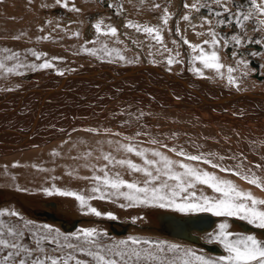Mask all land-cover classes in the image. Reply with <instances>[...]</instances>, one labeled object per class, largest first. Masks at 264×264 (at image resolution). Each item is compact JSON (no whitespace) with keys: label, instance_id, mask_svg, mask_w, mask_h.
<instances>
[{"label":"rangeland","instance_id":"1","mask_svg":"<svg viewBox=\"0 0 264 264\" xmlns=\"http://www.w3.org/2000/svg\"><path fill=\"white\" fill-rule=\"evenodd\" d=\"M3 1H6V0H2L1 3H4ZM8 1H11L13 3L12 0H8ZM20 1L16 0L14 2V6H17L16 4ZM23 1H28V0H22L21 2H23ZM36 1L37 0H30V5H29L30 8L29 9H31L32 11L29 10V13H30L29 15H30L32 20H29V21H31V22L33 21L32 26H33L34 30L36 29L35 31H37L39 29L42 31L44 30L42 35H44V34L45 35L44 36L41 35L42 36V37H40L41 41L40 40L34 41V38L32 37L33 38L32 41L27 42L28 47L30 46L31 43H33V44H31V46L29 47L30 49L28 47H26V49L28 48L27 49L28 51L26 50V52H25L26 53V55H24L25 59L22 58V59H18V60L14 61L13 64H16V65H13V67L15 69L14 73L13 72L9 73L6 70H4L5 75L1 73L2 77L0 76V84H1L0 90H8L12 87V85H16L18 83H20V85H24L25 83L28 84L24 79H22V77L24 75H28L27 72H30V74L33 72L34 73L38 72V73L44 74L43 76H46V77L48 76L51 79H53L54 81L58 82L59 78H62L64 76L69 75V73L72 71L78 70L79 69L78 67L81 68V67H85V66L86 67L91 66V67H96L98 69H102V68H106V69H111V68H113V69H116V68L124 69L125 68L126 69L127 68V69H129L131 67L130 69H132V68L139 67L142 65V67L143 66H149L151 68L154 67V68H156L155 70H158L161 73L169 74L171 76L172 75L177 76L181 71H186V74L189 77H192L197 81L205 82L208 85H211L212 87L214 86L216 89L220 88V87L221 88L225 87L227 89L229 88L230 90L233 89L232 91H236V93H237L238 92L236 90L237 87L229 85L227 82V78H226L229 75L227 72V67H229V65H230L229 63L232 64V60L234 58V60H236V62L242 60V61H245L247 63V67H244L243 64H239L240 65V66L238 65L239 68L233 67L236 70L235 72L239 73V74L234 73L235 75L233 74L232 76L235 78L237 84L239 85L238 88L241 89V87H242L240 92L241 93L245 92V93H243L245 96H249V95L254 96L255 94L257 96H261L264 94V24L261 23V21H264V15H260L256 11V9L251 7V0H229V2H228V7L231 10L230 14H235L238 11L241 13H245V14L249 13V12L252 13V16L250 17V19L248 21L243 22V25H244L243 28H238L235 26V24H231L228 26L217 25V23H216L217 18L215 16H212L209 13L208 8H211L212 11H221V12H223V9L218 8L212 2V0H182L183 1L182 4H181L180 0H110L111 2L109 0H61V3H64L67 5L66 7H61V5L56 2V0H51V1L50 0H41L42 5L38 9L34 8V6H33V5H35V7L37 6L36 3H38V2H36ZM188 2H189V4H188ZM1 3H0V5H1ZM193 3H198V4L199 3H206L208 5V7L202 8L199 12L184 7V4L191 5ZM107 4L112 5V7H108ZM157 5L159 7H157ZM180 6H181V11L179 14H177L178 13L177 9ZM72 8L79 9V11L70 10ZM165 9L169 13V15L172 14V15H170L171 18L168 20V22H170L169 29L171 30V33H170V31L168 32L169 29L167 30L168 23H167V25H165L161 19L164 15ZM170 10H173V11H170ZM18 12L20 15V11H18ZM123 13H125V14H123ZM184 15H188L190 17L191 21L190 20L189 21L183 20ZM228 15L229 14H223L219 19H225ZM192 16H195L196 18H197V16H199V19L196 22H193L191 19ZM174 17H176V18L174 19ZM117 18H119V19H117ZM180 18H182L181 20L183 22V24L181 25V28L186 33H188L190 35V39L188 38L187 40H189L190 43L193 42L192 44L202 45L203 48L205 49V51H207V52H211L213 50V48H211L210 45L202 44L203 41L211 39V37L208 35V32L210 30V25H209V23L205 22L206 20L211 21V30L217 32L218 35L221 37H228V47L227 48L222 46L224 41L221 40V46L215 49L219 55V62L226 66L220 70V73H217L215 70H212V69H204L203 66L201 64H199V62L192 60V57L194 55H198L199 52L197 51L196 53H193L192 50L188 47V45L182 43L183 40L180 39V36L178 37V36H176V34L174 32H172V30H174V25L179 24ZM0 19H1V17H0ZM103 19H107V23H105ZM173 20L175 22H173ZM199 20H200V22H199ZM98 21H103V24L101 25L102 30H104V26L108 25V24H109V26L115 27L117 29V36L116 37L111 36V40L108 39V42L106 44L107 53L104 50L105 44H103L104 41L102 40L104 35L97 36V34H95L96 33L95 29L92 27V25L97 23ZM120 22L123 25L118 24ZM128 23H132L134 25L141 26V30L137 31L135 27H133V28L125 27V25ZM173 23H174V25L172 27ZM180 24H181V22H180ZM192 25H195V27H192ZM144 26L159 28L161 30L160 34L162 36V43H157L155 41V39L153 38V36H150L147 33H144L143 32ZM89 28L94 29V34H93V36H91L92 38L88 37V35H87ZM75 33H79V36H76ZM191 35H192V37H191ZM233 35L241 37L242 42L240 45H236L233 41H231V36H233ZM127 36H129V37H127ZM34 37H36V36H34ZM44 37H47V39H44ZM169 37H170V39L173 40V42L176 43L178 48L182 47L181 49H179L180 52L177 50V47L175 48L174 45H173L174 47L172 46V44L170 43ZM167 39H169V40H167ZM125 40H126V42H125ZM257 40L260 41L259 44L255 42ZM37 41H39V42H37ZM89 41H94L95 43H90ZM122 41H124V42H122ZM41 42H43V43H41ZM111 42H112V44H111ZM120 42H121V44L122 43L124 44V45L122 44L123 45L122 48L120 46H118L120 44ZM37 43H38V47H37ZM125 44H126V46H125ZM252 44L258 45L259 47H261L260 48L261 50H254V49H252V47H247V46H250ZM39 45H41V46H39ZM102 46H103V48H102ZM36 48L39 49L40 51L37 50ZM76 49H80V50L76 51ZM84 49H88V50L96 49L97 52L95 55H90V54H88V52L84 51ZM172 49H174L173 53L171 52ZM131 50H132V52H131ZM123 51L126 52L127 54L123 53ZM33 52L41 54V59L37 60L32 55ZM191 52H192V54H191ZM133 53H135V54L133 55ZM177 53H179V55H180L179 57L176 56ZM232 53H233V55H232V60H231L230 54H232ZM125 54H126V57H124ZM129 54H131V56ZM188 54H189V58H188ZM253 54H255V55H253ZM118 56L123 57L124 59H120ZM170 57L174 58V62L171 66H169L167 63V60ZM175 59H178L180 61V63H176ZM45 60L51 62L53 64V68L40 70V69H33L30 67V65H33V64L39 65L40 63H43ZM190 61H191V63H190ZM229 61H231V62H229ZM184 62H185V64H184ZM17 63H19V64H17ZM251 63L254 64V66ZM17 65H21V66L23 65V68L21 69L23 72H21L20 69L18 71L17 67H15ZM24 66L26 67L25 69H24ZM249 68L254 69V74L249 71ZM193 69H200L201 72L204 73V74H202L203 78L200 75H197V73L194 72ZM238 69H240V70H238ZM58 70L62 71L65 75L64 74L63 75H57L56 72ZM192 71H193V74H192ZM6 72H7V74H6ZM147 73L150 74V72H147ZM154 76H155V81H156V79H159L160 82L158 83V82L152 81L153 87H152V85H149L150 83H146V81H145L144 84L145 85L148 84L147 86L149 87L148 88L146 86V88H145L143 83L138 81V87H140V88H138V98H142V99L146 98V100L148 101V102H146V104L143 105L142 102L138 101V104L136 103L138 105L137 106L136 104H134L132 102L129 103V101H125V102L121 101L120 102V100H118V99L117 100L119 102L116 103L117 100L115 101V98H112L114 101L111 100V103H113V102L115 103V104L113 103L114 105H112L115 109V112L112 115L113 118L115 120H117L118 115H120V114H121L120 116L124 115V118H122L123 120L117 122V126H119V127L121 126V127H124L126 129L130 130L131 126H129V125H133L134 123H136L137 117H138V124H139V122L141 121V116H142V113H140L139 107H141L142 110L144 109L143 112L147 111L148 119L151 120L152 122H153V120L158 121L159 119H161L160 117H163V119H166V117H165L166 115L165 116L164 115H154V114L149 113V111H151V110H161L162 113H166L167 111H164V110H168V109H164V108H167L169 106H171L169 108L177 107L180 109V107L175 106V105L173 107V105L171 104L173 101L171 102V100H170L171 94H167L168 86L164 85L165 82L163 83V85L161 83V80H164V79L159 78L158 75H156V74L153 75V77ZM221 76L223 78H221ZM132 78L134 79L135 77H132ZM35 80H33L31 82H35V83L38 82V79H35ZM139 80H141V79H139ZM90 81H91L90 78L86 80V82H88V83ZM21 83H24V84H21ZM83 83H85V82H83ZM255 83H257V84H255ZM240 85H241V87H240ZM246 85H248V86L246 87ZM44 86L48 87V85H44ZM141 86H143L144 88L142 89ZM154 86H156V87L154 88ZM169 87H171L170 89L173 91L175 86L169 85ZM172 87H173V89H172ZM151 88H153V89H151ZM176 88H178V87H176ZM63 90L65 92L66 88ZM69 90H66V91L76 92V95H78V96H81L83 91H85L83 88H80V87H74V88H72V90H70V91ZM112 91L119 92L120 89L112 88ZM255 91H258V92L252 93ZM85 92L87 93V91H85ZM240 92H239V95H240ZM152 93H154V94H152ZM149 94L154 97L156 102H155V100H152L151 98L148 97ZM158 94H159V96L156 97ZM176 94L177 93H175V95ZM140 95H141V97H140ZM164 95H166L168 98L166 96L164 97ZM176 96L179 97V95H176ZM161 97L163 100L161 99ZM173 97H175V96H173ZM29 99H31V98H29ZM165 99L169 100V101H165ZM31 100L27 99L24 102L27 103V101H28V104H31L30 103ZM53 100H51V102L47 100L48 103L46 102V104L44 105L45 108H47L48 106H50L49 108H51V105L53 106V104H51V103H54ZM178 100H181V99L178 98ZM65 101L66 100H64V102ZM94 102H96V101H94ZM92 103H90V104L88 103V105H91ZM119 103H120V105H119ZM139 103H140V105H139ZM147 103H151V105L155 108H149L150 105ZM165 103H167V104H165ZM187 103L190 104L189 107L190 106L191 107L199 106V105H197L199 103H197L196 101L195 102L190 101ZM47 104H48V106H47ZM116 104H117V106H116ZM160 104H162V105H160ZM133 105L134 106L136 105V107H133ZM165 105L167 107H165ZM62 108L64 109V106L57 109L58 112L56 111V112L52 113L53 115H56L55 116L56 118L53 117L51 114V116L53 118H55L58 122H63L62 116H66V114H67V113L61 111V110H63ZM93 109L96 110L94 112V114L96 113V115H98L100 113L99 117H97V118H104L106 115H108V113L105 114L106 111H104V113H103V110H105V109H102V108H97V109L93 108ZM100 109H101L102 113L100 112ZM116 113L118 115H116ZM101 115H103L104 117ZM45 116L46 115L41 116L42 118L41 117L39 118V120L41 119L42 123L44 124L43 126H45V123H47V124L50 123L51 122L50 120L53 121L51 116L49 118H47ZM156 116L159 118H156ZM27 117L28 116H25V117L23 116L24 119ZM23 118H21V119H23ZM126 118H127V120H126ZM153 118H155V119H153ZM21 119L19 118V121H22ZM93 120H96V118ZM41 121H39L37 123H40ZM44 121H47V122H44ZM127 121H128V123H127ZM107 122H110V120L105 119L104 123H107ZM40 125H41V123H40ZM100 125H103V124H100ZM114 125L116 126V124H114ZM78 129H75V127H72L71 132H67V135H65L64 137H59V138L54 139L53 136H47V139L45 141L43 138V137L46 138L45 132H43L44 134L41 137H39L36 134L37 138H35V139L37 141L42 142L39 145L37 144V145L30 146L31 148H28L29 147L28 146L26 149L21 150L22 152L21 151H17V152L13 151L11 153L9 152V153L4 154V155L0 154V190L12 191L14 193H18L19 195H23L26 197L32 196L34 198L36 197V198H40V199H47V200L48 199L49 200L56 199L58 201L59 200L60 201H67L68 205H66V206L68 208H71L72 212L74 213V216H72V218L78 217V216L79 217L80 216L86 217V214H84L86 212V209H81L78 205V202L75 199H73L71 197H67V196L57 195V194H55L54 190L75 192L78 194H82L86 197L90 196V195H92V193L90 192V189L93 186H95V183H96L94 180L91 179V177H93L94 175H97L95 173H99V172L95 171V173H93L90 171L89 176H88V174L87 175L83 174L80 176L76 173H73V175H72V173L66 172L67 170H66V168H64L65 167L64 164L67 162V160H65V158H64V155L61 153L59 154L60 151L57 152L58 156L59 155H61V156H60V158H57L58 157L57 154L54 155L55 159H56V161H55V159L53 158L54 156L51 155L49 157V155L53 152V149H51L50 147L47 146V144L49 145V143L53 142V140L56 142L59 140V142H61V143L64 142V145L68 144L69 146L72 145V143L74 145L86 143L85 145H87V147L90 148V152L94 151L92 148L94 142L89 144V141H86L87 138L86 139L81 138L80 129L79 130ZM77 130H78V132H77ZM5 131L11 132V128L8 127L5 129ZM82 132L83 131L81 130V135H82ZM72 133L75 135H72ZM48 135H52V134H48ZM69 135H71V137L73 136L74 139L72 138V140H74V141L68 140L70 138ZM76 136H78L77 137L78 139L76 138ZM100 136L101 137H99L97 134L96 138H98V139L96 140V142H95L96 144H94V145H98L97 142L98 143L102 142L100 139L102 138L103 135H100ZM1 137H2V135L0 136V140H1ZM3 137H7V136L3 135ZM3 137H2V140L5 142L7 139L3 138ZM31 138H32L31 139L32 141L36 142V140L33 137H31ZM39 138L42 140H39ZM61 138H63V139L61 140ZM76 140L77 141L79 140V141L77 142ZM65 141L67 142V144H65ZM83 141H84V143H83ZM4 142L1 144H4ZM142 145H144V146H142ZM145 145L149 148L152 147V146H149V144L138 143L139 148H140V146H142V149L145 148ZM29 149L31 151L35 150L36 153L39 152V153H37L38 156H36L35 153L33 155H24V156L22 154H20V155L18 154L19 152L20 153H24V152L26 153L27 151L29 152L30 151ZM45 150H47V151H45ZM54 150L57 151L56 149H54ZM163 150L165 151L166 149L163 148ZM179 150L180 149H178V151ZM44 151H45V153H44ZM50 151H52V152H50ZM47 152L49 153V155ZM40 153H42V154H40ZM95 154L97 155V153H94V156H93V153H91L88 156H90V158L94 159L96 156ZM125 154L128 155V153H125ZM12 155H13V157H12ZM17 155H19L20 157H16ZM129 155H131V156H128V157H131V158L137 157L138 158V156H136L132 153H129ZM25 156H26V158H24ZM33 156H34V158H32ZM43 156L45 158L47 157V159H46L47 161L49 158H51V159H49V161L51 160L49 162V164H46L47 162H45V161H44V164H42L41 159ZM172 156H175V155H172ZM96 157L98 158L99 156L97 155ZM11 158L13 160H11ZM30 158H31V160H30ZM52 159L54 160L53 162H52ZM43 160H45V159H43ZM131 161H134V160H131ZM135 161H136V164L138 163V165L144 166L142 159L138 158ZM113 162L114 163L106 164L107 165L106 171L110 172L109 173L110 175L117 173V170L113 166L114 165L119 166V164H115V161H113ZM50 163L53 166H51ZM45 164L47 165V167ZM195 164H196V166L200 167L203 163L201 164V163L195 162ZM61 167H63V168H61ZM124 167L126 169H128V167L126 165ZM54 168L59 170V171L57 172V170H53ZM114 169H115V171H114ZM119 171H118V173L120 174V176L124 180H126V181L128 180L129 182L139 181L140 183L141 182L143 183L144 179H146L139 172H131L130 170H126L127 173L124 172L121 174V172H119ZM68 175H70L71 177H68ZM91 175H93V176H91ZM103 175H104L103 172L100 171L99 175H97V176H103ZM79 176L81 177V179L82 178L83 179L82 180L79 179ZM82 176H84V177H82ZM86 176H88V177H86ZM228 177L229 178L232 177V179H230V181H232L239 189L242 188L243 185L241 183H238L239 180H242V179L238 178L235 175L233 176L231 174H229ZM62 178L67 179L68 182L70 180H73V181L69 182L71 184L70 185L69 183L63 182L64 180ZM61 180H63V181H61ZM60 185L61 186L63 185V187H61ZM248 185H246V186H248ZM248 187H250V189ZM248 187L247 188L243 187L241 190L248 189V190H245V192H250L257 199H264V191H262L261 189H258L257 187H255L251 184ZM194 191H196V193L198 195L201 193H203L204 195H207L209 197H213L216 195L215 193L212 192L211 189H209V188L207 189L206 186H202V185H197V187H196V189H194ZM48 192H52L53 194L49 195V194H47ZM124 203H126V202L123 201V199L115 200V202H110L108 200H98V199L90 200L89 205L91 207H95L97 210H99L103 214L102 215L103 217L102 216L97 217V216L93 215V216H88V218L111 220V219L107 218V213H111L114 216H116L115 214H117V213L115 211L119 210L118 213H120V211H121V213H123L125 215V218H127L126 220H124V222H127L128 224H133V223L140 224V222H141V224H142V223H145L147 219L145 217H143V215H140V213L137 212L138 209L166 210V209L143 207V206L120 207V205L124 204ZM10 205H7V203L0 205V211H3V212H13L14 211V212L19 214V212L17 210H14L15 208L13 209V205L12 204H10ZM64 206L61 207L58 211L69 210V209H67V207H64ZM258 207H260L261 210H264V206H258ZM133 209L136 210V213H133V211H132ZM130 211H132L131 212L132 214L130 213ZM166 211H170V210H166ZM171 212H173V211H171ZM175 213H177V212H175ZM178 214H181V213H178ZM182 215H184V214H182ZM29 217H31V218H29ZM29 217L23 216L22 214H19L16 217L10 216V215H4V216H0V222H2L5 225H8L10 227H13L18 231H23L24 232V238L22 240V243L31 249H35L36 245H35L32 237L30 236V232L31 231H38V232L42 233L43 232L42 226L44 224H47V225L52 226V228H54V229H58L60 231V233L63 234L60 237V243L61 244L70 243V244H73V245H76L80 248H85V249L91 248V246L84 244L82 242V239L77 240L73 237V234L79 235L78 230H80V229H96L99 233H102V235L98 236L96 239H97L99 245L101 247H104V248L110 247L120 240H127L129 237H134V238H137L139 240H148V241H152V242L164 241L168 244H177V245H180L182 249H189L194 253V255L204 256L205 258H216L219 256L226 255V253L223 250L222 245H220L219 243H216V242H210L211 237L209 235L210 233L215 234V232L218 231V227H217L218 222L219 223H222V222L229 223V218H224V217H216V219L220 218V220L214 224V227L211 230H209L208 232H206L204 234H201L199 237V239L207 245L214 243L216 246H218L221 249V252H218L219 254L218 253L214 254L213 252H210L209 250H206V249L201 248L199 246L193 245L191 243H186V242H182L179 240L176 241V239L171 240L170 238L168 239L166 237L157 238L156 236L153 238H148V237H143V236H148L149 234L138 235V232H136V231H135L136 233L133 234L131 231L134 229H130V227H128L126 234L116 235L113 233H108V228L106 226L103 227L97 223L89 221V223L86 222L84 224V226H83V224H79L73 231L69 232V231L63 230V228L60 226L59 223L51 221L48 217H44V218H42V217L36 218L33 216H29ZM72 218H70V219H72ZM138 218L141 221H139ZM70 219H68V220H70ZM26 220L31 221V224H29L28 228L24 227V221H26ZM120 220H122V219H120ZM133 220H135V222H133ZM241 222L248 225L244 221H241ZM85 225H87L88 227ZM230 227H231V224L229 223L228 231H230ZM251 227L254 228L253 226H251ZM255 229H257V228H255ZM230 232L238 233V231H230ZM239 234H241V235H254L255 236L254 233L239 232ZM64 236L69 237V239L67 241H65L63 238ZM204 238H208L207 239L208 242L206 240H204ZM231 238L234 239L235 237H231ZM256 238L261 240V241H264V239H262L259 236ZM43 246L45 248L46 254L50 255V256L60 257L61 255L71 254L72 256H74V259L72 261H70V264H75V260L83 261V264H95V261H93L89 256L81 254L79 251H73L72 249H68V248L63 249V252L53 251L52 249L55 247V245L49 244L47 242H45ZM137 247L146 248L147 245L141 244V245H138ZM92 250L94 251L95 249L92 248ZM8 251L9 250L5 249L3 252H0V257L7 255ZM37 255H40V254L34 252L32 258H35ZM158 255H160V254L158 253ZM162 255H163L165 260L175 259L177 261V264H179V261L181 259L179 253H171V252L165 251ZM18 260H19V257L16 258L17 262H18ZM10 264H11V262H10ZM141 264H157V262L156 261H143V262H141ZM192 264H196V262L194 260H192Z\"/></svg>","mask_w":264,"mask_h":264},{"label":"bare ground","instance_id":"2","mask_svg":"<svg viewBox=\"0 0 264 264\" xmlns=\"http://www.w3.org/2000/svg\"><path fill=\"white\" fill-rule=\"evenodd\" d=\"M1 1H0V3H1ZM12 1H13V3L11 1L6 0V1H3L4 3H1V5H0V17H1V19H0V63H3V65H4V69H0V76H1V73L4 74V70H6L7 68H12L13 65H16V64H13L15 60L24 58V55H26V53H25L26 50L31 46V44H33V43H31L30 46L28 47L27 46L28 41L31 42L33 38H34V41H36V40L41 41L40 37L45 35V34L42 35L44 30L42 31L39 29V30L35 31L36 29L34 30L33 26H32L33 21L32 22L29 21V20H32L30 15H29L30 14L29 10H31V9H29L30 8L29 7L30 0L23 1V2H21L22 0L21 1L19 0L21 3L20 2H18L17 4L15 3L17 6H14V2L16 0L15 1L12 0ZM180 1L182 4L183 1L182 0H180ZM36 2H38V3H36L37 6L36 7H35V5H33V6H34V8L38 9L42 5L41 4L42 1L37 0ZM256 2L258 3V5L262 4V0H256ZM188 4H189V2H188ZM107 6H108V4H107ZM173 10H170V11H173ZM177 10H178L177 14H179L181 11V6L178 7ZM18 11H20V15H19ZM123 14H125V13H123ZM170 15H172V14H170ZM175 18L176 17H174V19ZM117 19H119V18H117ZM181 19L182 18L179 19L181 24L179 22V24L176 25L177 28H179V30H180V35H176V36H178V37L180 36V39H182V40L188 39V38L190 39V35L188 33H186L181 28V25L183 24ZM191 19L193 22H196L199 19V16H197V18L195 16H192ZM103 20L105 23H107V19H103ZM173 22H175V21L173 20ZM199 22H200V20H199ZM118 24H122V23L120 22ZM169 25H170V22H168L167 30L169 29ZM173 25H174V23H173ZM173 25H172V27H173ZM168 32H169V30H168ZM172 32H174V30H172ZM93 34H94V29L89 28L88 32H87L88 37L93 36ZM34 36H36V37H34ZM127 37H129V36H127ZM191 37H192V35H191ZM108 39L111 40V36H105L104 35V37L102 39L104 41V43L103 42L102 43L105 44L104 48L108 42ZM169 39H170V37H169ZM169 39H167V40H169ZM126 40H125V42H126ZM171 40L172 39H170V43L172 44V46L174 45L175 48L177 47V50L180 52L179 49H181L182 47L178 48L176 43L173 42V40L172 41ZM37 42H39V41H37ZM43 42H41V43H43ZM122 42H124V41H122ZM111 44H112V42H111ZM122 44L120 42V44L118 46H120L122 48V46L124 45V44L123 45ZM39 46H41V45H39ZM125 46H126V44H125ZM26 47H28V48L26 49ZM37 47H38V43H37ZM247 47H252V49H254V50H261L260 49L261 47H259L258 45H254V44L247 46ZM102 48H103V46H102ZM37 50H39V49H37ZM77 50H80V49H76V51ZM173 51H174V49H172L171 52L173 53ZM131 52H132V50H131ZM123 53H126V52L123 51ZM126 54L124 57H126ZM134 54L135 53H133V55ZM191 54H192V52H191ZM129 55L131 56V54H129ZM232 55H233V53L230 54L231 60H232ZM9 57H13V58L9 59ZM188 58H189V54H188ZM229 62H231V61H229ZM19 63H17V64H19ZM190 63H191V61H190ZM184 64H185V62H184ZM229 64H230L229 66H231V67L239 68L238 67L239 64L236 62V60H234V58L232 60V64L231 63H229ZM252 65L254 66V64H252ZM22 68H23V65L21 67H18L17 69L19 71V69L21 70ZM25 68L26 67L24 66V69ZM78 68H79L78 70L70 72L69 75L64 76L62 78H59L58 82L54 81L53 79H51L48 76H47L48 78L46 76H43L44 74L38 73L37 71H36L37 73L33 72L31 74H30V72H27L28 75H24L22 77V79H24L28 84L21 83L24 85H20V83H18L16 85H12V87L8 90H0V136L1 135H2V137H3V135L7 136V137H3V138L7 139V140L5 139L6 140L5 142L2 140V137H1L0 154L4 155V154H7L9 152L11 153L13 151L17 152V151H21V150L26 149L28 146H29L28 148H31L30 146L37 145V144L39 145L42 142L37 141L35 138H37V135L39 137L43 136V134H44L43 132H45V135H46V138L43 137L44 141H45L47 139V136H53L54 139L59 138V137H64L65 135H67V132H71L72 127H75V129H78V128L80 129L81 138H85V139L87 138L86 141H89V144L94 142L93 146H92L94 151L90 152V148L87 147V145H85L86 143H84V141H83L84 144L74 145L72 143V145H70V146L67 144L66 141H65V144H67L68 146L64 145V142H62V143L59 142V140L57 142L53 140V142L49 143V145L47 144L48 147L53 149V152L50 151V152H52L50 155L48 153L49 151L47 152L49 157L51 155L54 156L56 154L58 156L57 152L60 151L59 154L60 153L63 154L65 160H67V162L64 164V166H65L64 168H66V170H67L66 172L72 173V175H73V173H76L80 176L83 174H86V175L88 174V176H89L90 171L95 173V171H97V169L105 168V166H106V164H108V162L103 159L104 155H110L111 157L114 158V161L120 160V159H125V160H134L132 162L136 163L135 160L140 158V157H138V158L137 157H132V158L128 157L131 155H129V153H128V155H126L125 153H127V152L120 149V145H125V144H128L130 142L128 139H125V137H129V138H131V143L135 144L138 148H139L138 143L149 144V146H152V147L149 148L145 145L144 149L149 150V151L150 150L160 151L163 155L169 157L173 161H181L182 158L180 156L176 155L175 153L169 151L168 149L175 148L177 151H178V149H180V150H183L185 153H188L190 155H203L206 159L212 161V163L217 164L220 167L229 168V169H232V170L237 171V172H242L245 175L254 174L256 177L259 178V180L262 183H264V94L261 96H257L256 94L254 96H252V95L245 96L243 94L245 92H242V93L240 92L242 89L241 85H240L241 89L236 88V90L238 91L237 93H236V91H232L233 89L230 90L229 88L227 89L223 86H222L223 88L220 87V88L216 89L214 86L212 87L211 85H208L205 82L197 81L194 78L189 77L186 74V71H181L179 74L177 73L178 74L177 76H174V75L171 76L169 74L161 73L158 70H155L156 68H154V67H152V68L149 66H143L142 67V65L139 67L132 68V69H130L131 67L129 69H127V68L126 69L125 68L124 69H120V68L98 69L96 67H91V66H88V67L85 66V67H81V68L78 67ZM238 70H240V69H238ZM235 71L232 73V75L234 73L235 74L237 73ZM249 71L254 74L253 68H249ZM21 72H23V71L21 70ZM147 72H150V74ZM6 74H7V72H6ZM155 74L158 75L159 78L164 79V80H161L162 85L165 82L164 85L168 86L167 94H171L170 97L172 99L170 98V100H171V102L173 101L171 103L173 105V107L175 105V106L180 107V109L177 107L169 108L171 106L167 107L165 105V107H167V108H164V109H168V110H164V111H167L166 113H162L161 110H151V111H149V113L154 114V115H164V116L166 115L165 117L167 119L166 120V119H163V117H160L161 119H159L158 121L153 120V122H152L151 120L148 119L147 111L143 112L144 109L142 110L141 107H139L140 113H142L141 121L139 122V124H138V117H137L136 123H134L133 125L128 124L129 126H131V128L128 126L130 128V130H128L124 127H121V126L120 127L117 126V122L123 120L122 118H124V115L120 116L121 114L118 115L116 113V115H118L117 116L118 119L115 120L113 118L112 115L114 114L115 109L112 105H114L115 103L114 102H113L114 104L111 103V100L114 101L112 98H115V101L118 99V100H120V102L121 101H124V102L129 101V103L132 102L134 104H136V103L138 104V101H139V102H142L143 105L146 104V102H148L146 100V98H143L144 100L142 98H138V88H140V87H138V81L143 83L145 88L148 85V84H146V85L144 84L145 81H146V83H150L149 85H152L153 82L159 83L160 82L159 79H156V81H155V76L153 77V75H155ZM192 74H193V71H192ZM202 74H204V73H202ZM237 74H239V73H237ZM132 77H135V78L133 79ZM89 78L91 79V81L88 83V82H86V80ZM138 78L141 80H139ZM35 79H38V82H36V83L31 82ZM83 82H85V83H83ZM255 84H257V83H255ZM44 85H48V87H45ZM169 85L175 86L173 91L170 89L171 87H169ZM247 86L248 85H246V87ZM74 87L83 88L85 91H87V93L85 91H83L82 95L78 96V95H76V92L66 91L69 89L72 90V88H74ZM152 87H153V85H152ZM155 87L156 86H154V88ZM176 87H178V88H176ZM65 88H66V90L64 92L63 89H65ZM112 88H118V89H120V91L114 92V91H112ZM141 88L143 89L144 87L141 86ZM151 89H153V88H151ZM172 89H173V87H172ZM239 92H240V95H239ZM257 92L258 91H255L252 93H257ZM154 93H152V94H154ZM175 93H177L176 95H179V97L176 96ZM141 95H140V97H141ZM158 96H159V94L156 97H158ZM165 96L166 95H164V97ZM173 96H175V97H173ZM148 97L151 98L152 100H155L154 97L150 94ZM29 98H31L32 100ZM178 98L181 100H178ZM27 99L31 100V102H30L31 104H28V101H27V103L24 102ZM161 99H162V97H161ZM47 100L50 102H51V100H53L54 103H51V104H53V106L51 105V108H49L50 106H48V104H47L48 107L45 108L44 105L46 104ZM64 100H66V101L64 102ZM118 100L116 101V103L119 102ZM94 101H96V102H94ZM165 101H169V100L165 99ZM190 101H194V102L196 101L197 103H199V104L196 103L199 106H196V107L190 106L189 107L190 104L187 102H190ZM87 102L89 104L92 102L93 103L91 105H88ZM155 102H156V100H155ZM147 104L150 105L149 108H155L151 105V103H147ZM165 104H167V103H165ZM119 105H120V103H119ZM136 105L135 106L133 105V107H136ZM139 105H140V103H139ZM160 105H162V104H160ZM62 106H64V109L62 108L63 110H61V111L65 112L67 114H66V116H62L63 122H58L55 119L56 115H53L52 113L56 112L57 109H59ZM116 106H117V104H116ZM93 108L105 109V110H103V113H104V111H106L105 114L108 113V115H106L105 117L103 115H101L104 118H97V117H99L100 113L98 115H96V113L94 114V112L96 110H94ZM100 112H101V109H100ZM51 114L55 118H53L51 116ZM44 115H46L45 117H47V118H49L51 116V118L53 119V121L50 120L51 122L48 123L49 125L47 123H45V126H43L44 124L42 123L41 119L39 120V118L41 116H44ZM23 116L24 117L28 116V117L24 119ZM19 118L20 119L23 118V119H21L22 121H19ZM95 118H96V120H93ZM156 118H159V117L156 116ZM105 119L110 120V122L104 123ZM153 119H155V118H153ZM38 120L41 121L40 122L41 125H40V123H37V122H39ZM126 120H127V118H126ZM44 122H47V121H44ZM127 123H128V121H127ZM100 124H103V125H100ZM114 124H116V126ZM8 127L11 128V132L5 131V129ZM78 130H77V132H78ZM81 130L83 131L82 135H81ZM89 130H92V131H89ZM116 133H119L120 135H115ZM137 133H140V135H137ZM48 134H52V135H48ZM97 134L99 137H101L100 135H103L102 138L100 139L102 142H100V143L97 142L98 145H94V144H96L95 142L98 139V138H96ZM72 135H75V134L72 133ZM69 136H70V138L68 140H72L73 136L72 137H71V135H69ZM31 137H33L37 143L35 141H32ZM77 137L78 136H76V138ZM62 139L63 138H61V140ZM39 140H42V139L39 138ZM152 140H156V141H158V143H156V144L150 143V141H152ZM72 141H74V140H72ZM3 142H4V144H1ZM164 145H166L167 147H164ZM142 146H144V145H142ZM142 146H140L141 149H142ZM163 148L166 150L164 151ZM54 149H56L57 151H55ZM45 151H47V150H45ZM45 151H44V153H45ZM34 153L36 156H38L37 153H39V152L36 153L35 150H33V151L30 150L29 152L28 151L26 153L25 152L24 153L19 152L18 154L19 155L22 154L24 156V155H33ZM91 153H93V156H94V153H97V155L99 157L97 158L96 157L97 155L95 154L96 155L95 158L92 159V158H90V156H88ZM40 154H42V153H40ZM19 155H17L16 157H20ZM172 155H175V156H172ZM60 156L61 155H59L57 158H60ZM12 157H13V155H12ZM221 157H223V159H221ZM24 158H26V156ZM32 158H34V156ZM53 158L55 159V156ZM148 158L149 159H155L151 155H149ZM43 159H45V160H43ZM46 159H47V157L46 158L44 156L42 157V159H41L42 164H44V161L47 162L46 164H49V162L51 161V160L49 161V159H51V158H49L48 161ZM11 160H13V159L11 158ZM30 160H31V158H30ZM53 161L54 160L52 159V162ZM55 161H56V159H55ZM183 162L184 163L187 162L193 166H196L195 162H193V161L183 160ZM50 165H51V163H50ZM137 165H138V163H137ZM257 165H259L260 167H256ZM51 166H53V165H51ZM46 167H47V165H46ZM113 167L117 170V173L120 170L119 172H121V174L124 172L127 173L126 170H129V169H126L124 166L122 167L120 165L119 166L114 165ZM196 167H198V166H196ZM61 168H63V167H61ZM106 168H105V170H106ZM198 168L203 169L209 173L215 174L216 176L223 178V179H226V180L232 179V177H230V178L228 177L230 173L221 172L217 168L210 167L208 164L203 163ZM115 169H114V171H115ZM53 170H57V169L54 168ZM58 171L59 170H57V172ZM98 172L100 173V171H98ZM99 173H95V174L99 175ZM80 176H79V179H81ZM84 176H82V177H84ZM88 176H86V177H88ZM91 176H93V175H91ZM68 177H71V176L68 175ZM65 178H62L64 181L63 180H61V181L66 182V183L73 181V180H70L68 182V180ZM238 183H241L243 185L242 188L243 187L247 188L248 186H250V184L245 182L244 180H239ZM141 184H142V182H141ZM246 185H248V186H246ZM61 187H63V185ZM248 188L250 189V187H248ZM245 190H248V189H245ZM245 190H241V191H245ZM19 196L27 199L26 196H23V195H19ZM29 198L33 199L34 197L31 196ZM51 200H54V199H51ZM47 201H49V200H47ZM56 201H58V200H56ZM58 202H59L60 206L58 208H56V210H55L57 215H58L57 217L59 219H61L62 216H64L66 218L65 228H68L69 227L68 223L71 222L70 218H72V216H74V213L72 212L71 208H68L66 206V205H68L67 201H60L59 200ZM6 203H7V205L12 204L13 209L15 208L14 210H17L19 212V214H22L23 216L29 217V216H27V214H25L20 209V207L15 202H6ZM2 204H5V203H2ZM2 204H0V205H2ZM63 206L67 207V209H69V210L58 211ZM118 211L119 210L115 211L118 214V215L115 214L117 216V219H122L121 221L126 220L127 218H125V215L123 213H121V211H120V213H118ZM132 211H133V213H136V210L133 209ZM132 211H130V213ZM147 211L148 210H146V209H138L137 210V212L140 213V215H143V217L146 216ZM88 216H93V215L86 214V217H88ZM29 218H31V217H29ZM214 218H216V217H214ZM68 219H70V220H68ZM138 220H139V218H138ZM219 220H220V218L219 219L217 218L214 221V224L217 223ZM139 221H141V220H139ZM237 221H239V220H237ZM86 222L89 223V221H86ZM86 222H80L77 224V226L79 224H83V226H84V224ZM91 222H93V221H91ZM239 222H241V221H239ZM229 223L231 224L230 231H238V233L239 232H242V233L245 232V231L239 230L237 225L233 224L230 219H229ZM140 224H141V222H140ZM151 224H153V223H151ZM214 224L209 230H211L214 227ZM218 224H219V222H218ZM77 226H74L73 228H71V226H70L69 227L70 229L68 228L69 230H66V231H69V232L73 231ZM85 226H87V225H85ZM100 226L104 227V225H100ZM130 229H134L131 231L133 234L136 232H138V235L149 234L145 231L139 230L138 228H136L134 226H130ZM209 230L204 231V232L193 231V233L196 234L198 241L202 242L199 239L200 235L208 232ZM262 230H264V229H262ZM126 232L121 234V235L126 234ZM150 232H152V231H150ZM245 233H254L256 237H258V236L261 237L259 232H257V231H249V232H245ZM116 235H119V234H116ZM155 236L157 238L166 237L168 239L170 238L171 240L176 239V241L179 240L182 242L191 243L193 245H196V246H199L201 248L206 249L203 245L198 244L196 242H188L187 240L179 239L177 237L165 236V235H161V234H156L154 232L152 234H149L148 236H143V237L153 238ZM207 239L208 238H204V240H206V241H207ZM209 246L216 247V251L221 252V249L218 246H216L214 243L210 244ZM209 251L213 252L214 254L218 253L212 249Z\"/></svg>","mask_w":264,"mask_h":264},{"label":"snow or ice","instance_id":"3","mask_svg":"<svg viewBox=\"0 0 264 264\" xmlns=\"http://www.w3.org/2000/svg\"><path fill=\"white\" fill-rule=\"evenodd\" d=\"M61 7L67 5L61 3V0H56ZM212 2L218 7L222 8L221 11H212L208 8L209 13L217 18L216 23L220 26H228L235 24L238 28H243V22L248 21L252 16V13L236 12L230 14L231 10L228 7L229 0H212ZM112 7V5H108ZM157 7H159L157 5ZM185 8L195 10L199 12L202 8L208 7L206 3H193L191 5L184 4ZM251 7L256 9L260 15H264V0L262 4L258 5L256 0H251ZM72 11H79V9L72 8ZM223 14H229L225 19H219ZM170 15L165 9L164 15L161 18L163 23L167 25ZM183 20L189 21L188 15L183 16ZM209 23L210 30L208 35L211 40L203 41L204 45H210L213 50L211 52L205 51L202 45L192 44L187 39L183 40V43L188 45L193 53L199 52L198 55L192 57L193 61L199 62L204 69H212L217 73L225 67L219 62L218 52L216 48L221 46V40L224 41L223 47H228V37H221L217 32L211 30V21L206 20ZM264 24V21H261ZM103 21H98L93 24L97 36H117V29L115 27L105 25L102 30L101 25ZM125 27H135L137 31L141 30V26L128 23ZM195 27V25H192ZM159 28H153L149 26L143 27V32L150 36H153L157 43H162V36ZM177 35H180L179 28L176 29ZM79 36V33H75ZM199 35V34H198ZM47 39V37H44ZM231 41L236 45L241 44V37L231 36ZM95 43L94 41H89ZM260 43L259 40L255 41ZM107 53L106 46L104 48ZM6 51V50H5ZM90 55H95L97 50L84 49ZM32 55L37 59H41V54L33 52ZM255 55V54H253ZM179 56V53L176 54ZM13 57H9L12 59ZM123 59V57H119ZM174 62V58H169L167 63L171 66ZM176 63H180L178 59H175ZM238 64H243L247 67L245 61H237ZM21 67V65L16 66ZM33 69H50L53 68V64L47 60L39 65H30ZM0 69H4L3 63H0ZM7 72H14V68L6 69ZM203 78L200 69H193ZM235 69L231 66L227 67L228 77L227 82L231 86L239 87L232 73ZM57 75H63L62 71H57ZM221 78H223L221 76ZM92 131V130H89ZM115 135H120L116 133ZM140 135V133H137ZM130 142L125 145H120V149L127 153H132L143 160V165L140 166L133 163L131 160H115V164L120 166H127L131 172H139L146 179L141 184L138 181H126L119 173L109 174L105 168L97 169L104 173L103 176L94 175L91 177L94 180L95 186L90 189L92 195L84 196L75 192L54 190L55 194L61 196H67L75 199L81 209H86L84 214H92L97 217H101L103 214L95 207L89 205V201L93 199L108 200L115 202V200L123 199L126 203L121 204L120 207H151L166 209L173 212L181 213L184 215H198V214H210L214 217H224L229 219H236L246 222L248 225L257 229H264V210H261L258 206H264V199L255 198L250 192L241 191L232 181L222 179L215 174L209 173L203 169L193 166L188 163H184L183 160L193 161L197 163L208 164L210 167L217 168L221 172L230 173L244 180L245 182L264 191V183H262L258 177L254 174L245 175L242 172H237L229 168L220 167L212 161L206 159L203 155H190L183 150L177 151L175 148L168 149L182 158L181 161H173L169 157L163 155L157 150L140 149L135 144L131 143V138L125 137ZM150 143L156 144L158 141L152 140ZM164 147H167L164 145ZM151 155L155 159H149ZM103 159L109 164L113 163L114 158L110 155H104ZM223 159V157H221ZM256 167H260L257 165ZM179 169V170H178ZM197 185H203L211 189L216 195L209 197L203 193L197 194L194 189ZM47 191V190H46ZM47 194L51 195L52 192ZM10 215L18 216L16 212H3L0 211V216ZM107 218L111 220L117 219L111 213H107ZM135 222V220H133ZM31 221H24V227L28 228ZM218 231L215 234L210 233V242H216L222 245L226 255L216 258H205L204 256L194 255L189 249H182L180 245L168 244L164 241L152 242L148 240H139L134 237H129L127 240H120L110 247H101L97 241V237L102 235L96 229H80L79 235L73 234V237L77 240H81L84 244L90 245L91 248H80L70 243H60V237L63 235L58 229L52 228V226L44 224L42 226L43 232L31 231L32 237L36 247L31 249L22 243L24 238V232L18 231L13 227L0 222V252L5 249L9 250L7 255L0 257V264H70V261L74 259V256L61 255L60 257L50 256L46 254L44 243L54 244L53 251H61L68 248L73 251H79L81 254L89 256L95 264H141L143 261H156L157 264H177L175 259L165 260L163 253L165 251L171 253H179L181 259L179 264H192V260L196 264H264V241L256 238L254 235H241L239 233H233L228 231L229 224L222 222L218 224ZM54 234V235H53ZM231 237H235L234 239ZM65 241L69 237H63ZM147 245L146 248L137 247L138 245ZM92 248L95 250L93 251ZM39 253L35 258L33 253ZM158 253L160 255H158ZM19 257L18 262L16 258ZM75 264H83V261L75 260Z\"/></svg>","mask_w":264,"mask_h":264},{"label":"water","instance_id":"4","mask_svg":"<svg viewBox=\"0 0 264 264\" xmlns=\"http://www.w3.org/2000/svg\"><path fill=\"white\" fill-rule=\"evenodd\" d=\"M6 202H15L20 207V209L28 216H33L36 218L48 217L51 221L59 223L63 230H69L70 226L71 228H73L74 226H77V224L80 222L93 221L94 223L106 226L108 228V233L120 235L125 233L128 230V227L134 226L139 230L145 231L149 234H152L154 232L156 234H161L165 236L177 237L179 239L187 240L188 242H196L198 244H201L207 250L212 249L215 250V252H218L216 251V247H211L202 242H199L196 237V234L193 233V231H207L213 226L216 218L207 213L198 215H182L171 211L154 209L147 211V214L145 216L147 220L145 223H133L134 225L121 221L120 219L103 220L78 216L70 220L71 222L68 223V229L65 228L66 219L63 216L61 219L57 217L58 215L55 210L60 206V204L58 201H56V199L49 201H47V199L40 200V198L32 199L29 197L25 199L24 197H20L18 193L0 190V204ZM230 220L233 224L237 225L239 230L245 232L257 231L259 232L260 236L264 239V230L254 229L249 225L237 221L236 219Z\"/></svg>","mask_w":264,"mask_h":264},{"label":"crops","instance_id":"5","mask_svg":"<svg viewBox=\"0 0 264 264\" xmlns=\"http://www.w3.org/2000/svg\"><path fill=\"white\" fill-rule=\"evenodd\" d=\"M176 29H177V26L174 25V33L177 35V33H176ZM169 31H170V33H171V30H170V29H169Z\"/></svg>","mask_w":264,"mask_h":264},{"label":"flooded vegetation","instance_id":"6","mask_svg":"<svg viewBox=\"0 0 264 264\" xmlns=\"http://www.w3.org/2000/svg\"><path fill=\"white\" fill-rule=\"evenodd\" d=\"M252 64V63H251Z\"/></svg>","mask_w":264,"mask_h":264}]
</instances>
